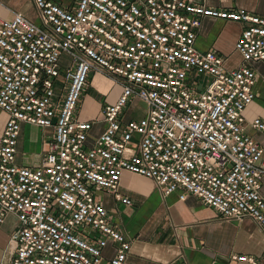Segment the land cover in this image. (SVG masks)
<instances>
[{"label":"built area","instance_id":"built-area-1","mask_svg":"<svg viewBox=\"0 0 264 264\" xmlns=\"http://www.w3.org/2000/svg\"><path fill=\"white\" fill-rule=\"evenodd\" d=\"M31 2L37 23L20 12L0 17V222L16 219L9 264H98L108 242L109 263L122 264L129 240L98 194L131 206L117 190L124 171L163 195L194 196L221 219L250 218L264 236V155L242 117L254 96L249 64L264 60V16L193 0ZM202 17L243 24L237 65L196 48ZM91 75L119 91L88 142L93 121L75 112ZM135 100L145 111L124 119ZM21 123L51 129L35 166L14 161ZM249 126L264 133L259 117Z\"/></svg>","mask_w":264,"mask_h":264},{"label":"crops","instance_id":"crops-1","mask_svg":"<svg viewBox=\"0 0 264 264\" xmlns=\"http://www.w3.org/2000/svg\"><path fill=\"white\" fill-rule=\"evenodd\" d=\"M70 7L75 0H53ZM212 8H242L250 13L264 16V0H193ZM12 12H20L31 21H38L31 0H0V17L8 18ZM243 24L236 21L202 17L196 30L194 45L199 50H214L225 61L239 55L233 43ZM255 74L252 101L242 110L244 132L259 143L264 155V133L249 126L259 117L264 120V60L249 64ZM235 66V65H234ZM93 81L97 83L93 84ZM107 79L91 75L82 91L76 118L92 120L87 141L90 142L103 129L100 108L112 102L118 87L109 95L104 92ZM97 90L94 91L93 87ZM133 103L124 109L123 118H138L134 115ZM3 114L0 112V128ZM51 129L21 123L16 142L14 161L18 165L39 164L50 139ZM118 192L132 200L131 206L115 201L110 194H102L103 203L110 220L129 240V249L122 264H250L237 261L231 256H251L255 264H264V236L250 218L224 220L210 206L203 205L196 197L187 195L178 198L177 192L163 195L155 184L129 172H122ZM264 198V179L260 184ZM16 226L14 216L8 214L0 222V264H9L8 237ZM98 264H110L113 243L108 242L101 251Z\"/></svg>","mask_w":264,"mask_h":264},{"label":"rangeland","instance_id":"rangeland-1","mask_svg":"<svg viewBox=\"0 0 264 264\" xmlns=\"http://www.w3.org/2000/svg\"><path fill=\"white\" fill-rule=\"evenodd\" d=\"M34 22L37 23V20ZM236 60H237L236 57H233V58L231 57L228 62L225 61V66H227L229 68L234 67V65H236ZM107 81H108V83L106 82V84L104 83V85H103L104 86V90H103L104 92H102V93L103 94L108 93L109 95H111L114 92L115 88L112 86V83L109 80H107ZM94 83H97V82L93 81V84ZM93 90L97 91L94 87H93ZM145 108H146V106L142 101H140V100L134 101V103H133L134 115H137V116L142 115L143 112L145 111ZM101 195H102V193H99L98 197H101Z\"/></svg>","mask_w":264,"mask_h":264}]
</instances>
